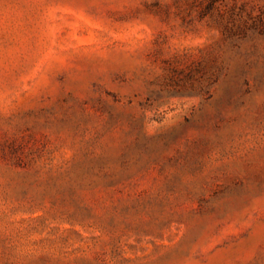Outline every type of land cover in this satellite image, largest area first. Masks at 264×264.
Here are the masks:
<instances>
[{"label":"rangeland","instance_id":"rangeland-1","mask_svg":"<svg viewBox=\"0 0 264 264\" xmlns=\"http://www.w3.org/2000/svg\"><path fill=\"white\" fill-rule=\"evenodd\" d=\"M0 264H264V0H0Z\"/></svg>","mask_w":264,"mask_h":264}]
</instances>
